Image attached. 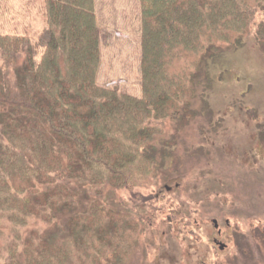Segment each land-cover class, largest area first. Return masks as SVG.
<instances>
[{"label":"trees","instance_id":"16d2710c","mask_svg":"<svg viewBox=\"0 0 264 264\" xmlns=\"http://www.w3.org/2000/svg\"><path fill=\"white\" fill-rule=\"evenodd\" d=\"M43 1L38 42L0 34V264H125L152 215L107 192L165 181L176 139L155 140L193 115L201 62L240 46L264 0H136L139 98L96 82L95 0Z\"/></svg>","mask_w":264,"mask_h":264},{"label":"rangeland","instance_id":"374dc122","mask_svg":"<svg viewBox=\"0 0 264 264\" xmlns=\"http://www.w3.org/2000/svg\"><path fill=\"white\" fill-rule=\"evenodd\" d=\"M43 3L0 0V34L38 42L47 29ZM138 11L136 0H95L101 39L96 82L137 98ZM212 57L201 62L192 87L193 115L180 126L179 113L155 140L159 146L176 139L165 181L130 194L107 192L113 206L123 201L152 215L125 264H264V10L240 46L216 48ZM212 219L226 252L218 254L211 244ZM33 225L43 235L44 226Z\"/></svg>","mask_w":264,"mask_h":264},{"label":"flooded vegetation","instance_id":"af4514ba","mask_svg":"<svg viewBox=\"0 0 264 264\" xmlns=\"http://www.w3.org/2000/svg\"><path fill=\"white\" fill-rule=\"evenodd\" d=\"M178 186V185H176ZM164 190L166 192L170 191V188L168 186L164 187ZM211 225H212V229H213V236L211 238V244L214 248V250L219 254V253H223L226 252L228 245L227 243L223 240V231L220 227V224L218 223V220L216 219H212L211 220ZM224 226H226L227 228L230 227V222L229 220H224ZM202 264H206L203 263Z\"/></svg>","mask_w":264,"mask_h":264}]
</instances>
